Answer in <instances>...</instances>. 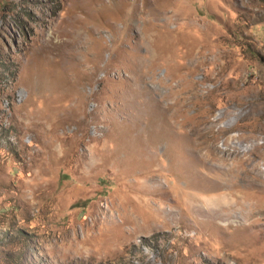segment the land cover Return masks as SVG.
Segmentation results:
<instances>
[{
  "label": "rangeland",
  "instance_id": "obj_1",
  "mask_svg": "<svg viewBox=\"0 0 264 264\" xmlns=\"http://www.w3.org/2000/svg\"><path fill=\"white\" fill-rule=\"evenodd\" d=\"M0 264H264V0H0Z\"/></svg>",
  "mask_w": 264,
  "mask_h": 264
},
{
  "label": "bare ground",
  "instance_id": "obj_2",
  "mask_svg": "<svg viewBox=\"0 0 264 264\" xmlns=\"http://www.w3.org/2000/svg\"><path fill=\"white\" fill-rule=\"evenodd\" d=\"M191 195V194H190ZM190 195H189V197H190ZM195 198H196V196H194ZM192 198V197H191Z\"/></svg>",
  "mask_w": 264,
  "mask_h": 264
}]
</instances>
